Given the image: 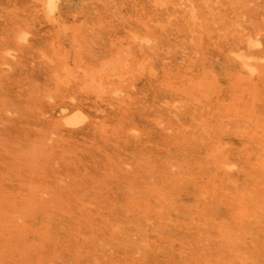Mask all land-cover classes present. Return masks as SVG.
<instances>
[{
    "label": "rangeland",
    "instance_id": "1",
    "mask_svg": "<svg viewBox=\"0 0 264 264\" xmlns=\"http://www.w3.org/2000/svg\"><path fill=\"white\" fill-rule=\"evenodd\" d=\"M168 1L163 2V6L160 2L161 9L158 0H53L54 6H49L48 0H0V264H224L228 259L226 264H235L237 257H240L239 261L236 259L237 264H247L248 260L252 261L249 264H264V229L262 234L259 229L260 225H264V167L261 168L264 160V64L260 65L264 63V22L261 21L264 18V0H222L223 3L221 0H206V4L205 0H174L175 4L172 0ZM196 2L200 3V7ZM168 5L174 8L168 9ZM203 5L209 7L203 8ZM249 7L252 14L248 13ZM217 11L227 14L224 12L225 15L221 13L220 16ZM183 14L185 18L179 16ZM218 16L219 20L216 19ZM246 16L250 17L249 20ZM203 17L212 18L214 22ZM253 18L261 22H254ZM210 20L212 24H209ZM223 21L225 24H221ZM208 24L217 26V32ZM172 27L175 36L168 32ZM176 27L178 29H174ZM203 27L207 28L206 33ZM231 27L243 29L234 34L236 31ZM179 28L185 33L180 30L181 34ZM159 30L163 34L160 35ZM202 34L206 37L210 34L209 38L213 41L207 37L211 43L206 44V37ZM223 35L235 39L231 38L232 42ZM212 36H219V39ZM218 40L220 42L216 43ZM249 43L255 47L251 48ZM210 45L215 46L212 47L215 50L220 47L219 52L216 50L219 54ZM226 45L230 48L232 45V50L228 51ZM186 49H191L190 53ZM156 50L161 53L164 50V53ZM247 51L253 53L252 58ZM240 52L252 60V65L242 63ZM197 53L203 56H196ZM255 54L262 55V62L261 57L259 59ZM191 57L198 59L193 61ZM165 86L168 87L167 97L166 90L164 92L162 88ZM155 98H158L157 101ZM189 120L193 122L192 126ZM244 129L249 132L243 134ZM251 137L255 139L254 143ZM225 140H229L228 144ZM192 144H196L194 148ZM246 145L249 146L246 148ZM196 159L197 165L194 163ZM174 160L179 165L183 160L180 169ZM214 160L218 164L212 163ZM231 160L236 164H232ZM183 163L189 166L185 164V169ZM202 165L205 167L200 170ZM173 170L178 171L172 173L176 174L177 181L173 180L174 177L170 178ZM179 170L184 172L179 173ZM191 171L195 174L192 175ZM246 175L250 177L246 178ZM241 179H248L245 182L248 188ZM183 180L186 182L184 185L180 184ZM161 183H164V188L160 187ZM230 193L235 194L234 199ZM182 197L186 198L183 202L188 206L182 202ZM239 198L246 200L241 202ZM179 200L186 208H182ZM195 204H200L197 211ZM249 204L256 205L257 209H250L252 206L249 207ZM234 205L238 217L241 214L239 218L242 222L246 216L247 225L237 217L236 220L233 218L236 216L235 211L231 212ZM170 207H174L173 211ZM224 211L228 214L225 215ZM249 212H254L256 216L251 217ZM175 215L177 219L173 217ZM180 215H184L181 222ZM252 218L263 221V224ZM239 221L242 227L238 225ZM197 223L203 228H199ZM210 223L213 227L220 223L214 227L217 235L211 233L214 230L210 228ZM204 226L206 230H203ZM230 231L237 234L232 235ZM238 233L240 237H237ZM212 234L215 238L210 237L209 240L208 236ZM234 235L236 241L228 239L234 238ZM130 237L137 242L135 245ZM226 238L232 244L226 243ZM244 239L246 241H242ZM125 242L130 246L125 247ZM211 242L217 248L213 245L210 248L208 243ZM249 243H258L259 246H254L253 252ZM233 244L239 247L235 250ZM202 246L209 247V251ZM244 246L249 253L252 251V255L245 253L247 249L241 248ZM157 248L163 253L156 252ZM256 248L260 251L255 253ZM230 250L237 252L234 255L236 258ZM210 253L216 258H212ZM247 255L256 256L247 258ZM176 256L179 260L175 259ZM222 257L225 258L224 263L220 259Z\"/></svg>",
    "mask_w": 264,
    "mask_h": 264
},
{
    "label": "bare ground",
    "instance_id": "2",
    "mask_svg": "<svg viewBox=\"0 0 264 264\" xmlns=\"http://www.w3.org/2000/svg\"><path fill=\"white\" fill-rule=\"evenodd\" d=\"M164 1H165V0H164ZM164 1H163V2H164ZM166 1H167V0H166ZM166 1H165V2H166ZM172 1H173L174 4H175V1H174V0H172ZM177 1H179V0H177ZM182 1H183V0H182ZM182 1H181V2H182ZM192 1H193V0H192ZM207 1H208V0H207ZM210 1H211V0H210ZM210 1H209V2H210ZM224 1H225V0H223V2H224ZM226 1H227V0H226ZM228 1H229V0H228ZM228 1H227V2H228ZM160 2H162V1H161V0L159 1V0H158L159 8L162 9V7H160ZM163 2H162V3H163ZM165 2H164V3H165ZM168 2H170V0H169ZM173 2H172V3H173ZM183 2H184V1H183ZM190 2H191V1H190ZM193 2H194V1H193ZM198 2H199V1H198ZM205 2H206V0L204 1V3H205ZM212 2H213V1H212ZM219 2H220V0H219ZM223 2H222V0H221V3H223ZM227 2H226V3H227ZM237 2H238V1H237ZM52 3H53V0H48V5H49V6H51ZM164 3L162 4V6L164 5ZM176 3H180V2H176ZM206 3H207V2H206ZM206 3H205V4H206ZM216 3H218V2H216ZM166 4H167V3H166ZM168 4H169V3H168ZM174 4H173V5H174ZM180 4H183V3H180ZM194 4H195V3H194ZM199 4H200V3H199ZM199 4H197V2H196V5H198V6L200 7ZM201 4H202V3H201ZM205 4H204V5H205ZM218 4H219V3H218ZM169 5H171V4H169ZM169 5H168V9H169V7H170ZM173 5L170 7L171 10H172ZM178 5H179V4H178ZM204 5L202 6L203 8H204V7H205V8H206V7H207V8L209 7V6H204ZM49 6H48V7H49ZM52 6H54V5H52ZM180 6H181V5H180ZM193 6H194V5H193ZM222 6H223V5H222ZM224 6H225V5H224ZM48 7H47V11H48ZM182 7H183V6H182ZM199 7H196V8H199ZM210 7H211V6H210ZM173 8H174V7H173ZM180 8H181V7H180ZM203 8H202V9H203ZM186 9H187V8H186ZM186 9H184V10H186ZM199 9H200V8H199ZM202 9H201V10H202ZM210 9H211V8H210ZM249 9H250V7H249ZM249 9H248V10H249ZM253 9H254V7H253ZM163 10H164V8H163ZM171 10H170V11H171ZM176 10L179 11L178 8H177ZM180 10H181V9H180ZM222 10H223V9H222ZM251 10H252V9L249 10V12H248L249 14H250V13L252 14L253 11L251 12ZM167 11H168V10H167ZM170 11H169V12H170ZM205 11H206V9H205ZM205 11H204V12H205ZM219 11H220V10H219ZM219 11H217V13H218ZM255 11H256V10H255ZM189 12H190V10H189ZM224 12H225V11H224ZM224 12H219L220 14H217V15H220V16H221V13L224 14ZM159 13H160V12H159ZM164 13H166V11H165ZM170 13H171V12H170ZM174 13H178V12H176V11L174 10ZM183 13H185V12H183ZM186 13H188L187 10H186ZM198 13H199V12H198ZM202 13H203V11H202ZM209 13H210V12H209ZM229 13H230V12H229ZM232 13H233V12H232ZM242 13L244 14V12H242ZM242 13H241V14H242ZM245 13H246V12H245ZM254 13L256 14V12H254ZM161 14H162V13H161ZM180 14H182V13L180 12ZM188 14H189V13H188ZM225 14H227V13L225 12ZM225 14H224V15H225ZM255 14H254V15H255ZM257 14H258V16H259V18H260L259 13H257ZM176 15H177V14H176ZM176 15L174 14V16H176ZM186 15H187V14H186ZM210 15H211V13H210ZM215 15H216V14H215ZM237 15H238V14H237ZM247 15H248V14H247ZM159 16H160V15H158V17H159ZM169 16H170V15H169ZM179 16H183V18H185V17H184V16H185L184 14H183V15H179ZM188 16H189V15H187V17H188ZM203 16H204V15H203ZM220 16H218L216 19L219 20V19H220V18H219ZM222 16H223V15H222ZM230 16H231V15H230ZM234 16L236 17V15L233 14V17H234ZM239 16H240V15H239ZM248 16H249V15H248ZM256 16H257V15H256ZM258 16H257V17H258ZM198 17H199V16H198ZM207 17H209V16H207ZM211 17H212V16H211ZM225 17H226V16H225ZM246 17H247V16H246ZM252 17L256 18V17L253 16V15H252ZM179 18H180V17H179ZM203 18H204V17H203ZM242 18H243V15H242ZM249 18H250V17H249ZM249 18L247 17L248 20H249ZM254 18H253V19H254ZM259 18H258V19H259ZM168 19H169V18H168ZM177 19H178V17H177ZM195 19H196V18H195ZM204 19H206V18H204ZM204 19H203V21H204ZM207 19H212V18H207ZM207 19H206V20H207ZM239 19H241V18H239ZM247 19L245 18L244 20L247 22ZM256 19H257V18H256ZM261 19H262V18H261ZM173 20H176V19L174 18ZM179 20H180V19H178V21H179ZM198 20H199V19H198ZM206 20H205V21H206ZM212 20H213V22H214V19H212ZM212 20H210L211 22L209 21V22H210L209 24H212ZM226 20H227V18H226ZM229 20H230V19H229ZM244 20L242 19V21H244ZM263 20H264V18H263ZM263 20H261V21L264 22ZM54 21H55V20H54ZM147 21H148V20H147ZM180 21H181V20H180ZM236 21H237V20H236ZM242 21H241V22L238 21V22L245 24V23L242 22ZM259 21H260V20L255 21V19H254V22H256V23H257V22L259 23ZM261 21H260V22H261ZM160 22H161V21H160ZM166 22H168V20H167ZM183 22H184V21H183ZM196 22H198V21L196 20ZM216 22H217V21H215V23H216ZM218 22H220V21H218ZM221 22H222V20H221ZM254 22H252V23H254ZM171 23H173L174 25H175V24L177 25V22H176V23L171 22ZM207 23H208V22H207ZM215 23H213V24H215ZM256 23H255V25H256ZM180 24H181V23H180ZM209 24H208V25H209ZM221 24H225L224 21H223V23H221ZM231 24H232V23H231ZM233 24H234V23H233ZM248 24H249V23H247V25H248ZM263 24H264V23H263ZM263 24H262V26H263ZM170 25H171V24H170ZM208 25H205V26H208ZM260 25H261V24H260ZM161 26H162V25H161ZM166 26H167V25H166ZM168 26H169V25H168ZM168 26H167V27H168ZM177 26H178V25H177ZM203 26H204V25H203ZM209 26H210V27L213 26V27H212V29L214 28L213 30H215V28L217 27V26L214 27V25H212V26L209 25ZM209 26H208V27H209ZM229 26H230V25H229ZM234 26H235V25H234ZM238 26L240 27V25H238ZM257 26H258V25H257ZM156 27H157V26H156ZM169 27H170V26H169ZM173 27H174V26H173ZM173 27H172L171 29H169L168 32H170V31H171V32L174 31V30H172ZM178 27H183V26H178ZM235 27H237V26H235ZM235 27H231V28H232V29L234 28V30H235ZM239 27H238V29H243V27H242V28H239ZM244 27H245V26H244ZM248 27H250V28L252 27V28H253V26H248ZM255 27H256V26H255ZM158 28H159V27H158ZM158 28H157V29H158ZM204 28H205V27H203V30H204L203 32H205L206 29H207V28H205V29H204ZM228 28H229V27H228ZM231 28H230V29H231ZM256 28H257V27H256ZM262 28H264V26H263ZM147 29H148V28H147ZM161 29H162V28H161ZM174 29H178V28L176 27V28H174ZM208 29H210V28H208ZM216 29H217V28H216ZM230 29H229V30H230ZM236 29H237V28H236ZM238 29H237V30H238ZM246 29H247V27H245V30H246ZM248 29H249V28H248ZM180 30H182V29L179 28V31H180ZM224 30H225V29H224ZM237 30H235L236 33H234V34H237ZM258 30H259V29H258ZM261 30H262V29H261ZM159 31H160V35L163 34V33L161 32V30H159ZM159 31H158V32H159ZM175 31H177V30H175ZM209 31H211V29H210ZM209 31H208V33H209ZM215 31H216V30H215ZM215 31H214V32H215ZM230 31H231V30H230ZM182 32H183V30H182ZM182 32L180 31L181 34L185 33V32H183V33H182ZM216 32H217V31H216ZM216 32H215V34H216ZM259 32H261V31H259ZM146 33H147V32H146ZM172 33H173V32H172ZM174 33H175V32H174ZM174 33H173V34H174ZM177 33H179V32H177ZM180 33H179V34H180ZM205 33H206V32H205ZM227 33H228V32H227ZM246 33H247V32H246ZM246 33H245V34H246ZM150 34H151V33H150ZM152 34H153V33H152ZM192 34H193V33H192ZM195 34H196V37H197V33H196V32H195ZM218 34H219V32H218ZM228 34H229V35H232V34H230V33H228ZM228 34H227V35H228ZM234 34H233L232 36H234ZM16 35H17V34H16ZM157 35H159V34H157ZM227 35H226V36H227ZM229 35H228V36H229ZM248 35H250V34H248ZM248 35H246V36H248ZM254 35H255V33H254L252 36H254ZM154 36H155V35H154ZM166 36H167V35H166ZM169 36H170V35H169ZM169 36H167V37H169ZM172 36H173V35H172ZM172 36H171V37H172ZM174 36H175V34H174ZM185 36H186V34H185ZM189 36H190V35H189ZM201 36H202V37H203V36L206 37L205 34H202ZM210 36H211L210 34H209V36H207L208 39H209V41L211 40V39H210V38H211ZM219 36H221V34H219ZM219 36H218V37H219ZM224 36H225V35H223V37H224ZM244 36H245V35H244ZM258 36H259V35H258ZM171 37H170V38H171ZM176 37H177V36H176ZM180 37H181V36H180ZM187 37H188V36H187ZM205 37H204V39H205ZM207 37H206V39H205V40H206V44H207V42H208V41H207ZM209 37H210V38H209ZM212 37H213V38H217V39H219L217 36H215V37L212 36ZM236 37H238V36H236ZM249 37H251V36H249ZM256 37H257V36H256ZM178 38H179V36H178ZM182 38H183V37H182ZM194 38H195V37H194ZM213 38H212V39H213ZM220 38H221V37H220ZM224 38H225V37H224ZM231 38L235 39L234 37H231ZM231 38H227V37H226L225 39H231ZM240 38H241V37H240ZM240 38H238V40H239ZM252 38H253V37H252ZM252 38H250V39L252 40ZM173 39H174V38H173ZM173 39H172V41H173ZM217 39H216V40H217ZM221 39H223V38H221ZM256 39H257V38H256ZM256 39H255V42H254V43H256ZM150 40H151V38H150ZM164 40H166V39H164ZM169 40H170V39H169ZM205 40H204V41H205ZM240 40L242 41V39H240ZM245 40H246V39H245ZM245 40H244V41H245ZM253 40H254V39H253ZM144 41H146V40H144ZM170 41H171V40H170ZM170 41H169V42H170ZM172 41H171V42H172ZM184 41H185V40H184ZM190 41H192V39H191ZM195 41H197V38L195 39ZM201 41H202V40H201ZM211 41H213V40H211ZM224 41H225V40H224ZM224 41H222V44H223ZM229 41H230V40H229ZM231 41H232V39H231ZM247 41H248V40H247ZM258 41H259V40H258ZM258 41H257V42H258ZM17 42H18V41H17ZM165 42H166V41H165ZM171 42H170V44H171ZM193 42H194V40H193ZM193 42H192V43H193ZM217 42H220V41L218 40V41H216V43H217ZM225 42H226V41H225ZM232 42H233V41H232ZM251 42H252V41H251ZM259 42H260V41H259ZM185 43H186V41H185ZM185 43H184V44H185ZM196 43H198V42H196ZM202 43H203V41H202ZM202 43H200V46H202V45H201ZM209 43H211V42H208V44H209ZM213 43H214V42H213ZM230 43H231V42H230ZM190 44H191V42H190ZM190 44H189V45H190ZM206 44H204V45H206ZM247 44H248V42H246V45H247ZM160 45L165 46V45H163V44H160ZM172 45H173V43H172ZM185 45H186V44H185ZM185 45H184V46H185ZM194 45H196V44H194ZM194 45H193V46H194ZM212 45H213V44H212ZM214 45L216 46L215 43H214ZM249 45L251 46L252 43H249ZM258 45H259V44H258ZM260 45H261V44H260ZM128 46H129V45H128ZM162 46H161V48H162ZM167 46H168V44H167ZM186 46H188V45H186ZM186 46H185V47H186ZM215 46H212V47H215ZM217 46H218V45H217ZM220 46H221V45H220ZM226 46H228V45H226ZM243 46H245V45H243ZM243 46H241V47L243 48ZM169 47H170V46H169ZM188 47H189V46H188ZM207 47H208V46H207ZM212 47H211V45H210V48H212ZM218 47H219V46H218ZM224 47H225V46H224ZM228 47H229V46H228ZM236 47H237V46H236ZM246 47H247V46H246ZM254 47H255V46H251V48H254ZM159 48H160V47H159ZM163 48H166V47H163ZM183 48H184V47H183ZM203 48H204V47H203ZM221 48H222V47H221ZM231 48H232V45H231ZM231 48L229 47V50H228V51H230ZM233 48H234V50H235V46H234V45H233ZM248 48H249V47H248ZM167 49H168V48H166V50H167ZM169 49H170V48H169ZM184 49H185V48H184ZM188 49H189V48H188ZM188 49H186V50L189 51V53H190V50H191V49H190V50H188ZM195 49H196V48H194L193 50L195 51ZM212 49H213V51L215 50L214 48H212ZM219 49H220V47L218 48V50H217V47H216V50H217L218 52H219ZM177 50H178V49H177ZM216 50H215V51H216ZM221 50H222V49H221ZM225 50H226V48H225ZM231 50H232V49H231ZM248 50H249V49H248ZM153 51H154V49H153ZM153 51H150V52H152V54H153V53L155 52V51H154V52H153ZM156 51H157V50H156ZM160 51H161V49H160ZM168 51H169V50H168ZM168 51H167V52H168ZM179 51H181V49H179L178 52H179ZM217 51H216V52H217ZM157 52H158V51H157ZM157 52L154 53V54H157ZM181 52H182V51H181ZM196 52H198V51H196ZM207 52H208V51H207ZM218 52H217V54H219ZM231 52H232V51H231ZM242 52H244V48H243V51H242ZM245 52H246V48H245ZM249 52H251V51H249ZM126 53H127V52H126ZM158 53H161V52H158ZM163 53H164V50H163V52H162L161 54H163ZM179 53H180V52H179ZM186 53H188V52H186ZM189 53H188V54H189ZM127 54H129V53H127ZM161 54H160V55H161ZM168 54L170 55L171 53H168ZM173 54H174V55H175V54L178 55V53H173ZM173 54H171V56H172ZM193 54L195 55V53H193ZM214 54H215V53H214ZM214 54H213V55H214ZM244 54H245V53L241 54V52H240V55H243V56L240 57V58H241L242 63H243L244 65L248 66L249 64H251V61H252V60H250V58L253 57V56H252L253 53L251 54V53H248V51H247V54H251V55H248V56L250 57V58L248 57L249 60L247 59L246 54H245V55H244ZM125 55H126V54H125ZM129 55H130V54H129ZM164 55H166V54H164ZM164 55H163V56H164ZM169 55H168V56H169ZM174 55H173V56H174ZM199 55H200V54L197 53L196 56H199ZM207 55H208V54H207ZM255 55L257 56V54H255ZM155 56H156V55H155ZM200 56H203V55H200ZM251 56H252V57H251ZM256 56H254V57H256ZM259 56L261 57L262 55H259ZM259 56H257V57L259 58ZM124 57H126V56H124ZM157 57H158V56H157ZM157 57H154L156 61H157V59H156ZM159 57H160V56H159ZM257 57H256V58H257ZM262 57H264V56H262ZM262 57H261V62H262V59H263ZM203 58H204V57H202V59H203ZM234 58H236V56H235ZM258 58H257V59H258ZM143 59H144V58H142V60H143ZM191 59L194 61L195 59H198V58L196 57V58L193 59V58L191 57L190 60H191ZM199 59L201 60V57H200ZM204 59H205V58H204ZM236 59H237V58H236ZM259 59H260V58H259ZM259 59H258V60H259ZM117 60H118V59H117ZM223 60H224V59H223ZM254 60H256V59L254 58ZM258 60H256V61H258ZM209 61H210V60H209ZM211 61H212V60H211ZM121 62H122V61H121ZM121 62H120V64H121ZM191 62H192V61H191ZM195 62H196V61H195ZM258 62H259V61H258ZM263 62H264V61H263ZM107 63H108V62H107ZM114 63H115V62H114ZM117 63H118V62H117ZM140 63H141V62H140ZM237 63L239 64V62H237ZM253 63H254L255 65L257 64L256 62H253ZM105 64H106V63H105ZM138 64H139V63H138ZM138 64H137V65H138ZM195 64H196V63H195ZM195 64L193 63V65H195ZM197 64H200V62H199V63L197 62ZM197 64H196V65H197ZM202 64H203V63H202V61H201V65H202ZM263 64H264V63H261V64H260L261 67H262ZM116 65H117V64H116ZM122 65H124V64H122ZM251 65H252V64H251ZM257 65H258V64H257ZM107 66H108V65H107ZM118 66H119V65H118ZM124 66H125V65H124ZM149 66H150V65H149ZM191 66H192V65H191ZM197 66H199V65H197ZM263 66H264V65H263ZM130 67L133 69L132 66H130ZM195 67H196V66H195ZM258 67H259V65H258ZM261 67H260V68H261ZM124 68H125V67H124ZM127 68H128V67H127ZM140 68H141V67H140ZM192 68H193V66H192ZM196 68H198V67H196ZM196 68H195V70H196ZM227 68H228V67H227ZM255 68H256V66H255ZM112 69H113V68H112ZM114 69H115V67H114ZM141 69H143V68H141ZM148 69H149V68H148ZM187 69H188V68H187ZM189 69H190V67H189ZM252 69H254V68L252 67ZM257 69H258V68H257ZM106 70H107V69H106ZM192 70H193V69H192ZM102 71H104V70H102ZM173 71H174V70H173ZM231 71H232V70H231ZM254 71H255V70H254ZM108 72H109V71H108ZM130 72H131V71H130ZM245 72H246V71H245ZM106 73H107V72H106ZM135 73H136V72H135ZM229 73H230V72H229ZM249 73H250V72H249ZM112 75H113V74H112ZM131 75H132V74H131ZM115 76H116V75H115ZM101 78H102V76H101ZM107 78H108V77H107ZM148 79H149V78H148ZM148 81H150V80H148ZM107 85H108V84H107ZM116 85H117V84H116ZM156 85H157V84H156ZM167 85H168V84H167ZM109 86H110V85H109ZM156 87H157V86H156ZM156 87H155V89H156ZM158 87H159V85H158ZM162 88L164 89V92H165V90H166V95H165V96L167 97V93H168V92H167V89H168V87L166 88V86H165L166 89H165L164 87H162ZM160 89H161V88H160ZM160 89H159V90H160ZM110 90H111V89H110ZM161 90H162V89H161ZM157 91H158V89H157ZM157 91H156V92H157ZM169 91H170V90H169ZM161 92H162V91H161ZM161 92H160V93H161ZM96 93H97V92H96ZM154 93H155V92H154ZM169 93H170V92H169ZM126 94H127V93H126ZM156 94H157V93H156ZM127 95H129V94H127ZM158 95H159V94H158ZM170 95H171V94H170ZM170 95H169V96H170ZM159 96H160V95H159ZM161 96H162V94H161ZM171 97H172V96H170V98H171ZM128 98H129V96H128ZM159 98H160V97H159ZM180 98H181V97H180ZM157 99H158V98H155L156 101H157ZM165 99H166V98H165ZM165 99H164V102H166ZM172 99H173V98H172ZM172 99H171V101H172ZM182 99H184V98H182ZM173 100H174V99H173ZM187 100H188V99H187ZM179 101H180V100H179ZM227 101H228V100H227ZM229 101H230V100H229ZM121 102H122V101H121ZM124 102H125V101H124ZM164 102H162V103L164 104ZM181 102H182V100H181ZM157 103H158V102H157ZM157 103H155V104H157ZM159 103H160V101H159ZM232 103H233V102H232ZM182 104H183V103H182ZM161 105H162V104H161ZM161 105H160V106H161ZM164 105H165V104H164ZM164 105H163V107H165ZM182 106H183V105H182ZM184 106H185V104H184ZM155 107H156V106H155ZM155 107H154V108H155ZM154 108H152V109H154ZM156 108H158V106H157ZM159 108H160V107H159ZM162 109H163V108H162ZM174 110H175V109H174ZM174 110H173V111H174ZM154 111H156V109H155ZM173 111H172V112H173ZM175 111H176V110H175ZM169 112H170V111H169ZM176 112H177V111H176ZM173 113H174V112H173ZM173 113H172V114H173ZM177 113H178V112H177ZM156 114H157V113H156ZM174 114H175V113H174ZM174 114H173V115H174ZM160 117H161V116H160ZM155 118H156V117H155ZM187 119H188V118H187ZM199 120H201V119H199ZM153 121H156V122H157V120H153ZM189 121H190V120H189ZM184 122H185V121H184ZM190 122H191V121H190ZM186 123H187V122H186ZM188 123H189V122H188ZM191 123H192V124H191V126H192V125H193V122H191ZM195 124H196V123H195ZM184 125H185V124H184ZM197 125H198V124H197ZM234 125H235V124H234ZM187 126H188V124H187ZM235 126H236V125H235ZM225 127H227V126L225 125ZM241 127H243V126H241ZM247 127H248V126H247ZM134 128H135V127H134ZM197 128H198V127H197ZM199 128H200V127H199ZM243 128H244V127H243ZM243 128H241V129H243ZM201 129H202V128H201ZM224 129H226V128H224ZM231 129H233V128H231ZM239 129H240V127H239ZM248 129H250V128L248 127ZM194 130H195V129H194ZM203 130H204V129H203ZM208 130H209V129H208ZM229 130H230V129H229ZM229 130H227V131H229ZM234 130L238 131V129H234ZM244 130H245V131H244L243 134H245L246 131H248V130H246V129H244ZM204 131H205V130H204ZM227 131H226V132H227ZM240 131H242V130H240ZM240 131H238V132H240ZM198 132H199V131H198ZM248 132H249V131H248ZM250 132H251V130H250ZM179 133H180V135H181V134H182V131L179 130ZM224 133H225V132H224ZM224 133L222 132L221 134H224ZM236 133H237V132H236ZM240 133H241V132H240ZM133 134H135V133H133ZM136 134H138V133H136ZM136 134H135V135H136ZM209 134H210V133H209ZM218 134H219V132H218ZM248 134H250V133H248ZM251 134H252V133H251ZM224 135H225V134H224ZM236 135H238V134H236ZM199 136H200V135H199ZM207 136H209V135H207ZM213 136H214V135H213ZM245 136H246V135H245ZM253 136H254V135H253ZM209 137H210V136H209ZM217 137L219 138V136H217ZM217 137H216V142L218 141ZM247 137H248V136H247ZM205 138H207V137H205ZM211 138H214V137H211ZM211 138H210V139H211ZM223 138H224V137H223ZM251 138L253 139V137H251ZM251 138H249V139H251ZM254 138H255V136H254ZM200 139H201V137H200ZM208 139H209V138H208ZM185 140H186V139H185ZM254 140H255V139H253V140H251V141L253 142ZM181 141H182V140H181ZM219 141L221 142V139H219ZM225 141H226V140H225ZM228 141H229V140H228ZM228 141H226L225 143H227ZM251 141H250V142H251ZM183 142H184V141H183ZM192 142H193V141H192ZM216 142H215V143H216ZM201 143H202V142H201ZM206 143H207V142H206ZM213 143H214V142H213ZM215 143H214V144H215ZM221 143H222V142H221ZM225 143H223V144H225ZM229 143H230V142H229ZM235 143H236V142H235ZM253 143H254V142H253ZM173 144H174V146H175L174 141H173ZM190 144H191V143H190ZM211 144H212V142H211ZM227 144H228V143H227ZM227 144H226V145H227ZM184 145H185V143H184ZM192 145H193V144H192ZM195 145H196V144H195ZM195 145H193L192 148H194ZM206 145H207V144H206ZM163 146H164V145H163ZM163 146H162V147H163ZM212 146H213V144H212ZM215 146H216V144H215ZM221 146H222V145H220V143H219V147H221ZM247 146H249V145H246V148H247ZM167 147H168V146H167ZM223 147H224V146H223ZM227 147H228V146H227ZM237 147H238V146H237ZM164 148H166V146H164ZM164 148H163V149H164ZM242 148H243V147H242ZM244 148H245V147H244ZM168 149H169V148H168ZM185 149H186V148H185ZM197 149H198V148H197ZM235 149H236V147H235ZM240 149H241V148H240ZM240 149H239V150H240ZM226 150H227V149H226ZM233 150H234V148H233ZM233 150H232V151H233ZM244 150H246V149H244ZM184 151L186 152V150H184ZM229 151H230V150H229ZM188 153H190L189 150H188ZM209 153H210V152H209ZM212 153H214V152H212ZM190 154H191V153H190ZM214 154H216V153H214ZM228 154H229V153H228ZM234 154H236V153H234ZM199 155H200V154H199ZM226 155H227V153H226ZM232 155H233V154H232ZM237 155H238V154H237ZM194 156H195V155H194ZM210 156H212V155L210 154ZM214 156H215V155H214ZM217 156H218V155H217ZM192 157H193V156H192ZM195 157L197 158L198 155L195 156ZM203 157H204V156H203ZM234 157H235V156H234ZM237 157H239V156H237ZM241 157H242V156H241ZM179 158H180V157H179ZM193 158H194V157H193ZM198 158H199V157H198ZM180 159H181V158H180ZM199 159H201V158H199ZM202 159H203V158H202ZM210 159H211V158H210ZM223 159H224V157H223ZM226 159H228V158L225 157L224 160H226ZM184 160H185V159H184ZM255 160H256V159H255ZM182 161H183V160H182ZM182 161H180V165H181V162H182ZM186 161H187V160H186ZM191 161H192V160H191ZM194 161H195L194 163L197 165V164H198L197 159L194 160ZM229 161H230V160H229ZM229 161H227V162L229 163ZM231 161H232V160H231ZM174 162H177V163H175V165H176V164H177V166L179 165L177 160H174ZM174 162H171V164L174 163ZM187 162H188V161H187ZM196 162H197V163H196ZM200 162L203 163L202 160H201ZM200 162H199V163H200ZM213 162L215 163V160L212 161V163H213ZM225 162H226V161H225ZM232 162H233V161H232ZM245 162H247V161H245ZM253 162L255 163V161H253ZM256 162H257V161H256ZM192 163H193V162H191L190 164L193 165L194 163H193V164H192ZM212 163H211V164H212ZM221 163H222V162H221ZM185 164H187V163H185ZM185 164L183 163V166H184V168H185V166H186V168H187V165H188V164H187V165H185ZM195 164H194L193 166H196ZM205 164H206V163L204 162L203 165H205ZM216 164H218V163H215V165H216ZM232 164H236V163L233 162ZM262 164H263V166H261V168L264 167V160L262 161ZM168 165H170V162L168 163ZM173 165H174V164H173ZM173 165H172V167H173ZM180 165H179L178 169L181 168ZM203 165L200 166V168H201L200 170H202V169L206 166V165H205V166L203 167ZM212 165H213V164H212ZM215 165H214V166H215ZM219 165H221V164H219ZM230 165H231V164H230ZM255 165H256V164H255ZM181 166H182V165H181ZM188 166H189V165H188ZM217 166H218V165H217ZM257 166H259V165L257 164ZM168 167H169V166H168ZM172 167H171V168H172ZM174 167L177 168L176 166H174ZM197 167H199V166H197ZM202 167H203V168H202ZM186 168H185V169H186ZM191 168H192V167H191ZM193 168H194V167H193ZM206 168H207V167H206ZM259 168H260V167H259ZM169 169H170V168H169ZM178 169H177V170H178ZM216 169H217V168H216ZM254 169H255V168H254ZM183 170H184V169H183ZM183 170H179V171H180L179 173H181ZM192 170H193V169H192ZM194 170H195V168H194ZM200 170H199V171H200ZM263 170H264V169H263ZM263 170H262V171H263ZM185 171H186V170H185ZM241 171H242V170H241ZM252 171H253V169H252ZM258 171H259V169H258ZM260 171H261V170H260ZM173 172H174V173H177L178 171L175 172V170H173L172 172H170V175H171ZM183 172H184V171H183ZM192 172H193V171H191V173H192ZM213 173H214V172H213ZM241 173L244 174L243 172H241ZM252 173H253V172H252ZM168 174H169V173H168ZM194 174H195V171H194ZM194 174L192 173V175H194ZM202 174H203V173H201V175H202ZM211 174H212V173H211ZM215 174H216V172H215ZM242 174H241V175H242ZM245 174H246V173H245ZM249 174H250V173H249ZM256 174H257V173H256ZM217 175H218V174H217ZM221 175H222V174H221ZM247 175H248V174H247ZM247 175H246V178L251 176L252 179H253L252 174H250V176H247ZM171 176H172V177H170V178H173V177H174L173 180H176V179H175L176 174H175V175L172 174ZM196 176H197V175H196ZM199 176H200V175H199ZM213 176H214V175H213ZM200 177H202V176H200ZM205 177H206V176H205ZM223 177H224V176H223ZM259 177H260V176H259ZM178 178H179V176H178ZM178 178H177V179H178ZM180 178H181V177H180ZM180 178H179V179H180ZM182 178H183V177H182ZM195 178H197V177H195ZM202 178H204V177H202ZM208 178H209V176L206 177V179H208ZM210 178H211V180L213 179L212 176H210ZM217 178H219V177H217ZM217 178H215V180H216ZM230 178H231V177H230ZM235 178H236V177H235ZM166 179H167V176H166ZM224 179H225V178H224ZM249 179H250V178H249ZM259 179H260V178H258V180H259ZM169 180H170V179H169ZM169 180H167V181H169ZM173 180H171L170 182H172ZM181 180H182V179H181ZM197 180H198V178H197ZM199 180H200V178H199ZM201 180H202V179H201ZM219 180H221V179H219ZM219 180L217 179V181H219ZM226 180H227V179H226ZM241 180H242V179H241ZM256 180H257V179H256ZM163 181H164V180H163ZM163 181H162V182H163ZM176 181H177V180H176ZM176 181H175V182H176ZM186 181H187V180H186ZM242 181H243L244 184H245V182H248V179H245V181H244V180H242ZM254 181H255V180H254ZM254 181H253V182H254ZM158 182H160V180H159ZM191 182H192V181H191ZM196 182H197V181H196ZM200 182H205V181H200ZM234 182H235V179H234ZM238 182H239V181H238ZM243 182H242V183H243ZM249 182H250V181H249ZM164 183H165V182H164ZM164 183H161V184H162L161 186H160V184H159V186L162 187V188H164V187H165V186L163 187V184H164ZM184 183H186V182H184V180H183V183L180 182V184H182V185H184ZM187 183H188V181H187ZM192 183H193V185L195 184V182H192ZM192 183H191V184H192ZM197 183H199V182H197ZM214 183H215V182H213V184H214ZM217 183H218V182H217ZM222 183H223V182H222ZM227 183H228V182H227ZM236 183H237V182H236ZM236 183H234V184H236ZM239 183H240V182H239ZM250 183H251V182H250ZM250 183H249V185H252V183H251V184H250ZM172 184H173V182H172ZM172 184H170V186L173 187L174 184H173V185H172ZM191 184H190V186H191ZM211 184H212V183H211ZM218 184H219V183H218ZM230 184H231V183H230ZM230 184H228V185H230ZM240 184H241V183H240ZM257 184L259 185V183H257ZM196 185H197V184H196ZM214 185H215V184H214ZM232 185H233V184H232ZM232 185H231V186H232ZM241 185H242V184H241ZM241 185H240V186H241ZM255 185H256V184H255ZM255 185H254V186H255ZM258 185H257V187H258ZM175 186H176V185H175ZM175 186H174V188H175ZM180 186H181V185H180ZM187 186H188V185H187ZM199 186H200V185H199ZM215 186H216V185H215ZM244 186H245V188H248V187H246V186H247L246 184H245ZM176 187H177V186H176ZM184 187H185V186H184ZM195 187H196V186H195ZM213 187H214V186H213ZM217 187H218V186H217ZM220 187H221V186H220ZM233 187H234V186H233ZM178 188H179V186H178ZM180 188H181V187H180ZM192 188H194V186H192ZM197 188H198V187H197ZM199 188H200V187H199ZM199 188H198V189H199ZM235 188H236V186H235ZM235 188H234V189H235ZM242 188H244V187H242ZM242 188H241L240 190H242ZM171 189H173V188H171ZM176 189H177V188H175V190H176ZM189 189H190V187H189ZM194 189H196V188H194ZM200 189H201V188H200ZM234 189H233V190H234ZM236 189H237V188H236ZM249 189H250V188H249ZM249 189H247V190H249ZM166 190H167V189H166ZM177 190H178V189H177ZM179 190H181V189H179ZM190 190H191V189H190ZM252 190H253V189H252ZM259 190H260V189H259ZM191 191H192V190H191ZM238 191H239V189H238ZM244 191H245V190H244ZM249 191H250V190H249ZM174 192H175V191H174ZM213 192H214V191H213ZM220 192H221V191H220ZM239 192H240V191H239ZM245 192H246V194L249 193V192L247 193V191H245ZM168 193H172V192L169 191ZM190 193H191V192H190ZM192 193H193V192H192ZM217 193H218V192H217ZM227 193H228V192H227ZM232 193H233V192H232ZM241 193H242V192H241ZM246 194H244V195H245L244 197H248V196H246ZM165 195H166V193H165ZM192 195L194 196L195 194L193 193ZM227 195H228V194H227ZM230 195H231V193H230ZM234 195H235V194L231 195L232 198H233ZM257 195H258V193H257ZM168 196H169V195H168ZM204 196H205V195H204ZM231 196H230V197H231ZM237 196H238V194H237ZM237 196H235V197L237 198ZM249 196H250V199H251V194H249ZM258 196H259V195H258ZM188 197H189V196H188ZM238 197H239V196H238ZM182 198H183V199H182V202H183L184 200H186L185 197H182ZM184 198H185V199H184ZM192 198H193V197H192ZM195 198H196V197H195ZM198 198H199V197H198ZM203 198H204V197H203ZM203 198H202V199H203ZM225 198H227V197H225ZM232 198H231V199H232ZM236 198H235V200H236ZM241 198H242V197H241ZM241 198H239L241 202H242L243 200H244V201L246 200V198H245V199H242V200H241ZM233 199H234V198H233ZM239 199H238V200H239ZM192 200H194V199H192ZM192 200H191V202H192ZM235 200H234V202H237V201H235ZM253 200H254V199H252V202H251L250 200H249V201L247 200V201H248V203H249V202L253 203ZM257 200H259V199L257 198ZM179 201H180V203H181V200H179ZM194 201H196V200H194ZM205 201H206V200H205ZM163 202H164V201H163ZM189 202H190V201H189ZM196 202H197V201H196ZM208 202H209V201H208ZM234 202H233V203H234ZM254 202H256V200H255ZM259 202H260V200H259ZM180 203H179V205H180ZM183 203L186 204L185 202H183ZM198 203H201V202H198ZM256 203H257V202H256ZM256 203H255V204H256ZM191 204H193V202H192ZM191 204H190V208H191V207L193 208V206H191ZM202 204H203V203H202ZM219 204H220V203H219ZM221 204H222V202H221ZM243 204H244V202H243ZM253 204H254V203H253ZM168 205H170V204H168ZM168 205H167V207H168ZM181 205H183V204L181 203ZM181 205H180V207H181ZM186 205H187V204H186ZM195 205H196V208H194V209H196V211H197V205H198V204H195ZM195 205H194V207H195ZM199 205H200V204H199ZM199 205H198V206H199ZM204 205H205V204H204ZM210 205H211V204H210ZM235 205H236V203H235ZM235 205H234L233 208L231 207L233 210L231 209L232 211H231V210H230V211H231L232 213L235 211V212H234V215H236V216L233 217V218H235V220H236V217H237V219L240 220L239 217H240L241 214L239 213L240 215H239V217H238V214H236V210H234V209H235ZM240 205H241V204H240ZM249 205H250L249 207L252 206L250 209H254V208L257 207L256 205H252V204H249ZM187 206H188V205H187ZM205 206H206V205H205ZM224 206H225V205H224ZM232 206H233V205H232ZM238 206H239V205H237V207H238ZM254 206H256V207H254ZM203 207H204V206H203ZM225 207H226V206H225ZM237 207H236V208H237ZM253 207H254V208H253ZM170 208H171V207H170ZM170 208H167V209H170ZM172 208H174V207H172ZM172 208H171V210L173 211ZM182 208H186V206L183 205ZM190 208H188V209H190ZM192 208H191V209H192ZM200 208H201V210H202V205H201ZM122 209H124V208H122ZM194 209H193V210H194ZM198 209H199V208H198ZM228 209H229V207H228ZM250 209H249V211H250ZM256 209H257V208H256ZM244 210H245V209H244ZM167 211H168V210H167ZM167 211H165V212H167ZM169 211H170V210H169ZM251 211H253V210H251ZM123 212L125 213V210H124ZM204 212H206V210H205ZM224 212H225V211H224ZM118 213H119V212H118ZM167 213H168V212H167ZM174 213H175V212H174ZM179 213H181V212H179ZM187 213H188V212H187ZM187 213H186V215H187ZM250 213H251V212H249V215H250V216H251V215H254V214H253L254 212H252L251 214H250ZM255 213H256V212H255ZM122 214H123V213H122ZM168 214H170V213H168ZM176 214H177V213H176ZM183 214H184V213H183ZM192 214H193V213H192ZM227 214H228V212H227V213L225 212V215H227ZM229 214H230V213H229ZM177 215H178V214H177ZM184 215H185V214H184ZM184 215H183V216H184ZM190 215H191V212H190ZM231 215H232V214H231ZM231 215H229V217H230ZM234 215H232V216H234ZM246 215H247V214H246ZM249 215H248L247 217H249ZM262 215H263V213H262ZM125 216H126V213H125ZM181 216H182V215H180L179 217H181ZM183 216H182L181 219L179 218V219H180V222H181V220H184V219H183ZM191 216H192V215H191ZM194 216H195V215H194ZM223 216H224V215H223ZM243 216H245V214H243ZM254 216H256V215H254ZM254 216H253V217H254ZM258 216H259V213H258ZM258 216H257V220H259ZM138 217H139V216H138ZM158 217H160V216H158ZM158 217H157V216H156V217L154 216V218H158ZM169 217H170V216H169ZM173 217H175L176 219L178 218V217H176V215L173 216ZM212 217H213V216H212ZM214 217H215V216H214ZM224 217H225V216H224ZM227 217H228V216H227ZM245 217H246V216H245ZM245 217H244V219H245V221H246V218H245ZM251 217H252V216H251ZM251 217H250V218H251ZM161 218H162V217H161ZM197 218H199V217H197ZM202 218H204V217H202ZM241 218H243V217L241 216ZM250 218H249V219H250ZM141 219H142V217H141ZM143 219H145V218H143ZM173 219H174V218H173ZM185 219L187 220L188 218L185 217ZM191 219H193V218L191 217ZM252 219H253V218H252ZM157 220H159V219H157ZM186 220H185V221H186ZM189 220H190V218H189ZM205 220H206V219H204V222H206ZM219 220H220V219H218L217 221H219ZM228 220H229V219H228ZM247 220H248V219H247ZM253 220L255 221V219H253ZM257 220H256V221H257ZM143 221H144V220H142V222H143ZM185 221H183V222H185ZM187 221H188V220H187ZM221 221H222V220H221ZM233 221H234V219H233ZM240 221H241V220H240ZM240 221H239V223H240ZM245 221H243V222L241 221V223L247 225V223H245ZM256 221H255V222H256ZM140 222H141V221H140ZM144 222H145V221H144ZM153 222H155V220H154ZM176 222H177V221H176ZM183 222H182V223H183ZM188 222H189V221H188ZM188 222H187V223H188ZM192 222H194V221H192ZM195 222H196V221H195ZM197 222H198V221H197ZM200 222H201V220H200ZM208 222H209V221H208ZM219 222H220V221H219ZM222 222H224V221H222ZM246 222H248V221H246ZM255 222H252V223H255ZM257 222H258V221H257ZM260 222H261V221H260ZM260 222H258V223H260ZM262 222H263V221H262ZM262 222H261V224H263ZM125 223H126V222H125ZM190 223H191V222H190ZM202 223H203V222H202ZM216 223H217V222H216ZM228 223H230V221H229ZM228 223H227V225H228ZM231 223H232V222H231ZM235 223H238V221L235 222ZM241 223L238 224L240 227H242V224H241ZM248 223H249V222H248ZM250 223H251V222H250ZM191 224H192V223H191ZM197 224L199 225V228H200L201 224H199V223H197ZM210 224H211V223H210ZM218 224H220V223H218ZM218 224H216V226H217ZM222 224H223V223H222ZM232 224H234V222H233ZM151 225H152V224H151ZM153 225H155V224H153ZM194 225H195V224H194ZM211 225H212V224H211ZM246 225H245V227H246ZM252 225L254 226L255 224H252ZM205 226H206V225H205ZM205 226H204V228H205ZM209 226H210V225H209ZM216 226H214V227H216ZM256 226H258V225H256ZM136 227H138V225H136ZM156 227H159V226H156ZM192 227H193V226H192ZM212 227H213V225L210 226V228H212ZM214 227H213V230H214ZM251 227H252V226H250V229H251ZM262 227H264V225H262V226L260 225V228L257 227L256 229L259 228L260 231H261L262 229H264V228H262ZM152 228H153V227H152ZM201 228H203V226H201ZM217 228H218V227H217ZM220 228H221V227H220ZM223 228H224V227H223ZM226 228H227V226H226ZM229 228H231V227H229ZM232 228H233V227H232ZM237 228H238V227H237ZM252 228H253V227H252ZM134 229H135V228H134ZM137 229H138V228H136L135 230H137ZM155 229H157V228H155ZM206 229H207V228H205V229H203V230H206ZM208 229H209V228H208ZM215 229H216V228H215ZM227 229H228V228H227ZM234 229H236V228L234 227ZM234 229H233V230H234ZM239 229H240V228H238L237 231H239ZM241 229H244V228H241ZM247 229H249V228H247ZM247 229H245V230H247ZM216 230H217V229H216ZM216 230H214L213 232L211 231V233H214V232H215V234L217 235L216 232H218V231H216ZM251 230H252V229H251ZM226 231H227V230H226ZM249 231H250V230H249ZM152 232H153V230H152ZM152 232H151L150 234H152ZM154 232H155V231H154ZM156 232H157V231H156ZM206 232H208V230H207ZM230 232H232V231H230ZM230 232H229V233H230ZM250 232H251V231H250ZM253 232H254V231H253ZM145 233H146V232H145ZM145 233H143V234H145ZM200 233H201V232H200ZM200 233H199V235H200ZM219 233H220V232H219ZM219 233H218V234H219ZM225 233H226V232H224V235H225ZM229 233H227V234H229ZM233 233H234V234H237V232H235V231H233L231 234L233 235ZM239 233H240V232H239ZM239 233H238V235H239ZM245 233H249V232L245 231ZM245 233H244V235H247V234H245ZM258 233H259V231H258ZM262 233H263V230H262V232H261L260 234H262ZM206 234H207V233H204V235H206ZM208 234H210V232H208ZM208 234H207V235H208ZM215 234H214V235L212 234L211 236H208L209 238H208V237H207V238H208L209 240L211 239L210 237L215 238ZM221 234H222V232H221ZM221 234H219V236H220ZM231 234H230V235H231ZM252 234H253V233L251 232V235H252ZM254 234H256V233H254ZM145 235H146V234H145ZM145 235H144V236H145ZM154 235H155V234H154ZM204 235H203V236H204ZM207 235H206V236H207ZM224 235H223V236H224ZM155 236H156V235H155ZM206 236H205V237H206ZM213 236H214V237H213ZM227 236H229V235H227ZM234 236H235V235H234ZM241 236H242V235H241ZM255 236L257 237V234H256ZM224 237H225V236H224ZM237 237H240V235L237 236ZM243 237H244V236H243ZM249 237L251 238L250 234H249ZM253 237H254V236H253ZM109 238H110V237H109ZM109 238H108V239H109ZM121 238H122V237H121ZM123 238H124V237H123ZM130 238H132V237H130ZM143 238H144V237H143ZM145 238H146V237H145ZM221 238H223V237H221ZM235 238H236V236H235L234 238H232V239L229 237L228 239H230L231 241H236L237 238H236V239H235ZM257 238H258V237H257ZM103 239H104V238H103ZM132 239H133V238H132ZM146 239H147V238H146ZM146 239H144V240H146ZM218 239L221 240L220 238H218ZM233 239H234V240H233ZM241 239H242V238H240V240H238V242L241 241ZM245 239H246V237H245ZM245 239L242 240V241H246ZM117 240H118V238H117ZM122 240H123V239H122ZM133 240H134V239H133ZM153 240H154V239H153ZM206 240H207V239H206ZM206 240H205V242H207ZM216 240H217V237H216ZM223 240H224V239H223ZM103 241H104V240H103ZM105 241H106V243H107L108 240H105ZM105 241H104V242H105ZM212 241H213V240H212ZM221 241H222V240H221ZM226 241H228L227 238H226ZM226 241H224V242H226ZM250 241H253V240L250 239ZM256 241H257V240H256ZM117 242H118V241H117ZM130 242H131V241H129V243H130ZM142 242H143V241H141V243H142ZM196 242H197V241H196ZM198 242H199V241H198ZM214 242H215V241H213V244L215 245ZM253 242H254V241H253ZM114 243H115V245H116L115 240H114ZM134 243H135V240L133 241V245H135V244L137 243V242H136L135 244H134ZM202 243H203V242H202ZM209 243H210V242H209ZM209 243H208V245H210L209 247L211 248V245H213V244H212V242H211V244H209ZM219 243H220V241H219ZM222 243H223V242H222ZM222 243H221V244H222ZM226 243H231V242L228 241V242H226ZM241 243H242V242H241ZM259 243H260V242H259ZM102 244H103V242H102ZM123 244H124V243H122V245H123ZM203 244H204V243H203ZM216 244H217V243H216ZM231 244H232V243H231ZM238 244H239V246H240V245L243 246V245L240 244V243H238ZM250 244L252 245V243H249V245H250ZM257 244H258V243H257ZM257 244H256V245H257ZM108 245H109V242H108L107 246H108ZM117 245L119 246V244H117ZM127 245H129V244H127ZM127 245H126V242H125V247H126ZM131 245H132V244H131ZM199 245H202V244L199 243ZM199 245H198V246H199ZM205 245H207V243H205ZM205 245H204V246H205ZM214 245H213V246H214ZM224 245H225V246H224ZM224 245H223L224 247H227L226 244H224ZM228 245H230V244H228ZM256 245H252V247H253V248H252V251H253V252H254L253 249L255 248L254 246H256ZM260 245H261V244H260ZM105 246H106V244H104V247H105ZM110 246H111V245H110ZM113 246H114V244H113ZM123 246H124V245H123ZM123 246H122V247H123ZM129 246H130V245H129ZM142 246H144V245L141 244V247H142ZM213 246H212V247H213ZM218 246H219V245H218ZM220 246H221V245H220ZM232 246L235 247V248L233 247L235 250L237 249L236 247H239V246H236V245H234V244H233ZM247 246H248V245H247ZM258 246H259V245H257V247H258ZM120 247H121V246H120ZM131 247H132V246H131ZM133 247H134V246H133ZM144 247H145V246H144ZM144 247H143V248H144ZM146 247H147V245H146ZM202 247H203V246H202ZM202 247H201V248H202ZM209 247H207V248L210 249ZM214 247L217 248L216 246H214ZM214 247H213V248H214ZM250 247H251V246H250ZM250 247H249V248H250ZM201 248H200V251H202ZM205 248H206V247H205ZM205 248L203 247L204 250H205ZM207 248H206V249H207ZM220 248H221V247H220ZM220 248H218V250H219ZM241 248H244V249L246 248L247 251H245V253H246V252H247V254L249 253V252H248V248H247L246 246L241 247ZM137 249H138V248H137ZM144 249H146V248H144ZM158 249H159V248L156 249V252H159L160 249H159V250H158ZM196 249H197V247H196ZM208 249H207V250H208ZM239 249H240V248H239ZM246 249H245V250H246ZM256 249H258V248H256ZM256 249H255V250H256ZM262 249H264V247H263ZM204 250H203V251H204ZM207 250H205V251H207ZM214 250H216V249H214ZM241 250H242V249H241ZM147 251H149V250H147ZM151 251H152V248H151ZM153 251H154V249H153ZM160 251H161V250H160ZM164 251H165V250H164ZM208 251H209V250H208ZM221 251H222V250H221ZM230 251H231V253H232L233 256L236 255V253H237L236 251H232V250H230ZM243 251H244V250H243ZM249 251H251V250L249 249ZM252 251H251L249 254H251ZM258 251H260V248H259L258 250H256L255 253L258 252ZM156 252H152V253L155 254ZM233 252H234V254H233ZM235 252H236V253H235ZM239 252H241V251L239 250ZM261 252H263V250H261ZM261 252H259V253H260V254H259L260 256L262 255ZM159 253H160V252H159ZM159 253H158V254H159ZM161 253H163V252H161ZM161 253H160V254H161ZM179 253H180V252H179ZM226 253H227V252H226ZM243 253H244V252H243ZM206 254H207V253H205V256H206ZM210 254H211V253H210ZM213 254H214V252H213ZM213 254H211V255H212V258L214 257ZM241 254H242V253H241ZM263 254H264V253H263ZM164 255H165V253H164ZM176 255H177V254H176ZM179 255H180V254H179ZM179 255H178V256H179ZM219 255H220V254H219ZM225 255H226V254H225ZM232 255H231V256H232ZM251 255H252V254H251ZM251 255H250V256L247 255V258H248V257L255 258V256H256V255H254V257H252ZM259 255H257V256H259ZM151 256H153V255H151ZM154 256H156V255H154ZM167 256H169V255H167ZM178 256H176L175 259H177ZM180 256L183 257L182 254H181ZM201 256H202V254H201ZM201 256H200V258H201ZM203 256H204V255H203ZM203 256H202V259H203ZM205 256H204V261H206V260H205ZM233 256H232V259H233ZM237 256H240V255L237 254ZM241 256H242V255H241ZM262 256H263V255H262ZM262 256H261V257H262ZM207 257H208V256H207ZM207 257H206V258H207ZM218 257H219V256H218ZM229 257H230V254H229ZM234 257H235V256H234ZM263 257H264V256H263ZM263 257H262V259H263ZM150 258H151V257H150ZM156 258H159V259H160V257H156ZM183 258H184V257H183ZM200 258H198V259H200ZM215 258H216V257H214V259H215ZM225 258H226V256H225ZM225 258H223V257L220 258L221 260L223 259V263H224ZM227 258H228V257H227ZM235 258H236V257H235ZM237 258H238V261H239V258H240V257H237ZM237 258H236V259H237ZM243 258H244V255H243ZM173 259H174V258H173ZM186 259H187V258H186ZM236 259H234L235 264L238 263V261L236 262ZM256 259H257V258H256ZM258 259H259V258H258ZM262 259H261V260H262ZM177 260H179V259H177ZM187 260H188V259H187ZM191 260H192V259H191ZM200 260H201V259H200ZM229 260H230V259L225 260V262L227 261V262L229 263ZM261 260H259V261L257 260L256 262H260ZM161 261H162V260H161ZM195 261H196V260H195ZM249 261L252 262L251 260H248V262H249ZM159 262H160V261H159ZM159 262H158V263H159ZM193 262H194V261H193ZM216 262L218 263V261H216ZM227 262H226V263H227ZM248 262H247V264H249ZM263 262H264V259H263ZM154 263H155V262H154ZM154 263H153V264H154ZM160 263H162V262H160ZM160 263H159V264H160ZM181 263H182V262H181ZM181 263H180V264H181ZM183 263L186 264L185 262H183ZM212 263H214V262H212ZM221 263H222V261H221ZM226 263H224V264H226ZM230 263L232 264L233 262H230ZM156 264H157V263H156ZM172 264H173V263H172ZM177 264H178V262H177ZM243 264H245V263H243ZM251 264H252V263H251ZM259 264H260V263H259ZM261 264H263V263H261Z\"/></svg>",
    "mask_w": 264,
    "mask_h": 264
}]
</instances>
